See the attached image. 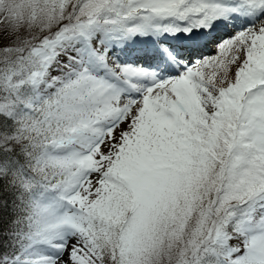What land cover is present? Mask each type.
<instances>
[{
    "label": "snow or ice",
    "instance_id": "1",
    "mask_svg": "<svg viewBox=\"0 0 264 264\" xmlns=\"http://www.w3.org/2000/svg\"><path fill=\"white\" fill-rule=\"evenodd\" d=\"M0 264H264V0H0Z\"/></svg>",
    "mask_w": 264,
    "mask_h": 264
}]
</instances>
